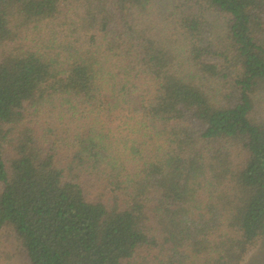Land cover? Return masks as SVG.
<instances>
[{
    "label": "trees",
    "instance_id": "16d2710c",
    "mask_svg": "<svg viewBox=\"0 0 264 264\" xmlns=\"http://www.w3.org/2000/svg\"><path fill=\"white\" fill-rule=\"evenodd\" d=\"M262 244L264 0H0V264Z\"/></svg>",
    "mask_w": 264,
    "mask_h": 264
},
{
    "label": "rangeland",
    "instance_id": "374dc122",
    "mask_svg": "<svg viewBox=\"0 0 264 264\" xmlns=\"http://www.w3.org/2000/svg\"><path fill=\"white\" fill-rule=\"evenodd\" d=\"M264 263V244L261 245L259 252L255 253L249 260L248 264H263ZM15 264L16 261H15Z\"/></svg>",
    "mask_w": 264,
    "mask_h": 264
}]
</instances>
